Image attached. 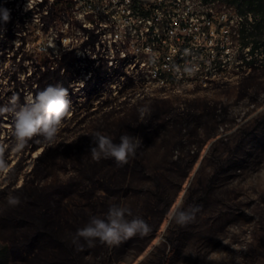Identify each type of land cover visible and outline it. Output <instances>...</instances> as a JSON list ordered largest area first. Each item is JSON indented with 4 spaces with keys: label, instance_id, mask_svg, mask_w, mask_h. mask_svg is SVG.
Masks as SVG:
<instances>
[{
    "label": "rangeland",
    "instance_id": "rangeland-1",
    "mask_svg": "<svg viewBox=\"0 0 264 264\" xmlns=\"http://www.w3.org/2000/svg\"><path fill=\"white\" fill-rule=\"evenodd\" d=\"M30 20L36 52L74 48L89 67L56 142L36 136L43 146L13 171L34 142L18 149L14 119L0 121V250H9L0 264H264V70L242 61L235 10L223 0H75L50 33L36 14ZM156 35L168 39L165 57L153 48ZM184 43L191 60L174 67ZM8 90L2 80L1 94ZM13 96H1L0 108ZM96 132L115 143L132 137L135 155L123 166L93 160ZM44 150L46 172L42 164L33 171ZM10 194L18 206L8 204ZM114 203L130 207L148 234L114 246L73 242ZM177 204L198 207L195 219L169 222Z\"/></svg>",
    "mask_w": 264,
    "mask_h": 264
},
{
    "label": "trees",
    "instance_id": "trees-1",
    "mask_svg": "<svg viewBox=\"0 0 264 264\" xmlns=\"http://www.w3.org/2000/svg\"><path fill=\"white\" fill-rule=\"evenodd\" d=\"M204 4H211L213 0H201ZM227 5L233 8L240 18L239 29V50L243 52L242 61L244 65L252 71L264 70V0H223ZM75 0H0V8L10 10V20L6 24L0 22V86L2 80L9 85L8 92L1 94L6 96L12 94L19 98V103H24V98L27 94L35 95L40 90L48 85L61 84L68 89L69 99L71 102H77L79 93L75 90L76 83L83 76L81 72L87 73L88 65H81V58L77 57L74 48L67 49L61 55H53L52 53L36 52L34 47H30L29 39L31 37V15H37L38 25L41 26L42 34L50 33L52 25L56 22L59 14L64 12H72ZM142 6L141 3H134V7ZM158 7V6H157ZM210 17V15H209ZM228 17L223 19L218 29L224 26L225 22L229 21ZM152 30H155L152 27ZM208 27L200 29L205 33ZM153 48L164 55L168 54L170 45L168 39L158 37L151 38ZM17 42V43H16ZM191 45L183 44L180 47V55L183 56L174 67L185 64L191 59L188 57L186 50ZM220 43H217L215 50L224 51V48H219ZM248 49V52H245ZM192 67V66H190ZM83 68L85 70H83ZM25 73L21 76L19 72ZM89 78L84 80L83 91L87 92L88 87L92 84L94 77L92 72H89ZM103 75L97 82L102 81ZM34 79V80H33ZM35 83V84H34ZM36 85V86H35ZM88 99L92 95L87 94ZM71 115L76 114L74 110H70ZM78 116V115H76ZM74 116L71 121L76 117ZM13 116L10 112L0 113V121L4 118ZM69 122L68 120L65 123ZM12 131L14 132V121H12ZM25 157L21 155L16 160L15 164L10 168L11 171L16 169L21 163L29 160L32 153L37 150L42 143H35ZM15 143H17L15 141ZM47 155L41 152L33 161V171L42 166V172H46L45 164ZM23 189H18L21 191ZM30 198L33 195H29ZM41 228V226H39ZM54 238V235H50ZM9 254L8 249L0 250V258H5Z\"/></svg>",
    "mask_w": 264,
    "mask_h": 264
},
{
    "label": "clouds",
    "instance_id": "clouds-1",
    "mask_svg": "<svg viewBox=\"0 0 264 264\" xmlns=\"http://www.w3.org/2000/svg\"><path fill=\"white\" fill-rule=\"evenodd\" d=\"M10 20V10L0 8V22L7 23ZM83 86V83L80 84ZM69 92L61 84L48 85L35 95L29 93L24 98V103H19V98L13 96L10 106L0 108V113L10 112L14 119V136L18 149L33 137H42L46 144H54L61 131L64 120L70 115L72 108L68 98ZM96 145L90 149L93 160L112 158L118 166L128 163L139 146L128 135H121L119 143L113 142L112 137L96 132L92 135ZM40 142V141H38ZM3 149L0 148V169L6 165L2 158ZM10 206H18L21 201L18 196L10 194L7 197ZM198 207H190L184 210L180 204L173 206L167 213L169 222L175 221L180 226H185L195 219ZM131 217V219H129ZM150 231L149 225L140 217L134 216L130 207L121 204H111L103 218L91 216L89 222L76 232L74 243L83 238L89 246L98 240L101 244L114 246L122 241L130 239L137 234L143 236ZM230 259V258H229Z\"/></svg>",
    "mask_w": 264,
    "mask_h": 264
}]
</instances>
